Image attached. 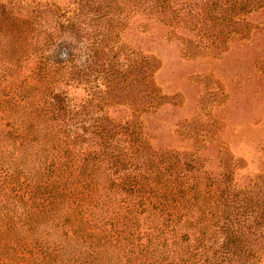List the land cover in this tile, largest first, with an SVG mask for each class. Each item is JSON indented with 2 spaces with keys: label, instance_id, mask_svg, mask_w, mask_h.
I'll return each mask as SVG.
<instances>
[{
  "label": "trees",
  "instance_id": "1",
  "mask_svg": "<svg viewBox=\"0 0 264 264\" xmlns=\"http://www.w3.org/2000/svg\"><path fill=\"white\" fill-rule=\"evenodd\" d=\"M71 1L63 8L0 0V54L10 55L19 77L20 64L35 62L12 99L30 103L19 138L30 179L22 221L28 235L24 242L0 243V264L261 262L264 201L242 197L231 174L211 177L202 173L197 158L183 162L155 149L135 114L117 122L103 113L92 118L94 130L87 128L93 100L77 106L68 89L74 82H90L93 68L108 70L104 40L94 42L93 67L74 64L70 48L66 58L60 54L52 60L46 53L61 33L84 26L93 15L112 22L107 15L118 5L115 0ZM131 13L164 26L184 24L205 33L219 29L229 36L251 14L264 13V0H121L122 33ZM122 63L121 91L148 79L143 65ZM146 97L151 98L143 96V104ZM101 107L106 112L105 104ZM4 217L8 231L19 227L8 214Z\"/></svg>",
  "mask_w": 264,
  "mask_h": 264
},
{
  "label": "rangeland",
  "instance_id": "2",
  "mask_svg": "<svg viewBox=\"0 0 264 264\" xmlns=\"http://www.w3.org/2000/svg\"><path fill=\"white\" fill-rule=\"evenodd\" d=\"M14 1L24 5L34 0ZM36 1L63 8L72 3ZM113 4L118 9L107 15L112 22L93 15L84 26L61 33L46 53L52 60L60 54L66 58L70 48L74 64L93 67L94 42L104 40L108 70L100 73L93 68L90 82H74L68 89L77 106L93 100L87 128L94 130L92 118L103 113L117 122L135 114L155 149L178 155L183 162L197 158L202 173L211 177L231 174L242 197L264 201V13L251 14L241 22L243 28L229 36L219 29L205 33L188 30L184 24L164 26L131 13L130 24L122 33L121 0ZM122 62L126 67L143 65L142 74L148 79L121 91ZM14 65L8 53L0 54L1 244L24 242L28 235L22 221L30 179L25 143L19 138L24 135L30 103L12 99L14 89L35 68V62L20 64V77L15 75ZM113 82H118L116 92L111 90ZM143 96L151 98L146 97L143 104ZM102 104L106 112H102ZM148 105L152 106L150 113ZM6 214L19 223L16 230L8 231L3 225L8 221ZM262 257L258 264H264Z\"/></svg>",
  "mask_w": 264,
  "mask_h": 264
}]
</instances>
